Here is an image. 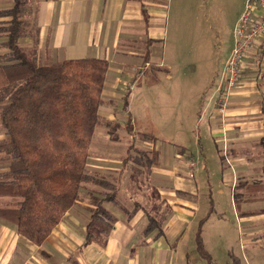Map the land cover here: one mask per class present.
Instances as JSON below:
<instances>
[{
  "label": "crops",
  "instance_id": "obj_1",
  "mask_svg": "<svg viewBox=\"0 0 264 264\" xmlns=\"http://www.w3.org/2000/svg\"><path fill=\"white\" fill-rule=\"evenodd\" d=\"M246 1L241 4L233 25L229 54ZM167 3L168 0H25L22 20L27 26L19 46L33 52L44 65L68 60H106L104 105L99 114L111 124L114 112L110 106L121 103L126 93L131 99L133 88L128 90L129 85L133 87L132 83L140 82L146 72L155 78L163 72L165 80L172 81L170 62L158 51L164 40ZM12 7V0H0V11ZM9 20L0 18V24ZM6 40V34L0 33V45ZM5 52L0 46V55ZM242 65L241 73L250 75L241 79L239 88L224 98L226 107H216V92L209 91L208 96L200 97L193 131L181 133L188 137L195 133L194 144L184 146L187 144L178 142V146L197 166L190 170L179 155L165 149L166 154L159 155L151 167L145 180L151 195V189H155L158 197L151 196L150 210L133 199V207L129 208L116 193L117 204H101L114 218L107 238L86 242V227L98 200L79 194L76 203L41 245L18 235L14 225L0 219V264H200L196 244L200 223L201 242L204 248L209 244L207 252L213 263L223 238L224 203L231 206L240 224L244 248L241 257L245 264H251L257 250L255 244L264 251V227L258 226L264 223V208L255 209L256 203L261 204L262 192L264 199V186L260 190L254 185H264V149L260 144L264 137V36L258 39ZM212 82L203 90L207 91ZM3 139L1 130L0 141ZM256 140L263 151L257 154L262 158L260 178L252 174ZM191 145L194 151L189 149ZM224 149L228 150L229 165L220 155ZM92 157L89 153L88 160ZM122 209L133 213L127 216ZM148 215L160 224L161 235L156 229L145 231ZM228 249L226 258L240 261L237 252Z\"/></svg>",
  "mask_w": 264,
  "mask_h": 264
},
{
  "label": "trees",
  "instance_id": "obj_2",
  "mask_svg": "<svg viewBox=\"0 0 264 264\" xmlns=\"http://www.w3.org/2000/svg\"><path fill=\"white\" fill-rule=\"evenodd\" d=\"M12 1L11 9L0 11V18L10 19L0 24V33L7 39L0 45L6 51L0 55V129L5 135L0 141V219L14 225L18 235L41 245L76 203L83 186L96 183L103 190L102 198L91 212L86 242L103 241L114 218L101 204H117L118 188L90 176L85 168L96 130L109 124L99 114L104 105L102 91L108 63L104 59H83L41 64L33 52L19 46L27 26L22 20L25 0ZM123 98L126 127L131 130L128 93ZM260 144L264 149V137ZM134 150L148 177L158 153L149 156L147 151ZM151 190L157 199L155 189ZM122 210L127 216L133 213ZM201 224L196 234L197 252L211 264L201 242ZM155 229L162 234L156 218L148 215L145 231ZM238 261L232 257L231 264Z\"/></svg>",
  "mask_w": 264,
  "mask_h": 264
},
{
  "label": "rangeland",
  "instance_id": "obj_3",
  "mask_svg": "<svg viewBox=\"0 0 264 264\" xmlns=\"http://www.w3.org/2000/svg\"><path fill=\"white\" fill-rule=\"evenodd\" d=\"M243 1L168 0L164 40L158 51H161L170 62L172 81H166L163 72L155 78L148 71L144 77H141L140 82L132 83L133 87L129 85L128 90L133 88V91L131 99H128L127 113L131 117L132 129L128 130L126 127V112L122 111L123 98L121 103L110 106L114 112L111 124L107 121L108 126L105 124L96 130L89 149L93 157L86 162L85 169L90 176L112 182L117 186L118 199H124L127 207H133L131 199L138 201L148 210L151 209L153 203V200H150L151 191L145 180L147 169L140 164L141 158L134 149L147 151L149 156L155 152L158 156H162L166 154L167 151L164 150L167 149L174 155H179L190 170L197 166L196 161L185 153L186 151L182 150L181 146H178V142L187 144L184 146L194 144L195 133L192 136L189 134V137L181 133L193 131V125L198 117V107L202 101L201 96L205 94L208 96L209 91H215L216 107L219 106L218 108L221 109L226 107L225 100H221V97H227L223 96L227 88L222 78V71L229 57L233 25ZM205 3L209 6L202 8ZM221 41L224 42L222 45H220ZM256 54L258 55V51ZM141 73L143 74V71ZM136 74V78H139L140 73ZM246 75H250L249 72L241 73L240 71L237 88L241 84V79L246 78ZM211 80L212 84L207 87L208 89L206 88L207 91H204L203 87ZM255 129L257 130L258 126H255ZM257 143L258 141L253 146L254 172L251 171V173L254 178L262 176L260 169L262 158L257 154L263 151ZM189 149L194 151L195 147L191 145ZM227 152L228 150L224 149L220 155L229 165ZM126 158L125 170L121 172L122 163ZM191 162L195 165L193 168H190L189 163ZM131 176L132 179H130ZM254 185L255 188L264 189L262 183ZM101 191H103L102 188L96 183H89L83 186L79 194L99 200L102 198ZM260 196L262 197L259 201L261 204L256 203L255 209L264 208L263 192ZM222 210L224 213L221 217L223 219L221 247L217 250L215 261L210 263L229 264L230 260L232 262V259L226 258V250L229 248L231 251L232 248L240 258L239 264H245L241 257L244 248L241 243L242 236L239 233L240 224H237L231 206L224 203ZM258 226L264 227V223H259ZM259 247L260 245L256 243L257 250L255 249L254 258L250 259L251 264H264V251ZM209 248L208 243L205 248L203 246L207 254ZM201 259L198 260L199 263L201 261L202 264H207L206 260Z\"/></svg>",
  "mask_w": 264,
  "mask_h": 264
},
{
  "label": "built area",
  "instance_id": "obj_4",
  "mask_svg": "<svg viewBox=\"0 0 264 264\" xmlns=\"http://www.w3.org/2000/svg\"><path fill=\"white\" fill-rule=\"evenodd\" d=\"M263 36L264 0H247L233 32V48L223 66L222 78L227 88L223 96L237 89L242 62L255 47V41ZM221 100H225L224 97ZM189 165L190 168L195 166L192 162Z\"/></svg>",
  "mask_w": 264,
  "mask_h": 264
}]
</instances>
